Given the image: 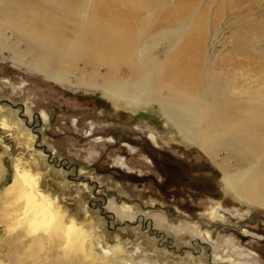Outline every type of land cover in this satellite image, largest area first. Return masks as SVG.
I'll return each mask as SVG.
<instances>
[{
    "label": "rangeland",
    "instance_id": "rangeland-1",
    "mask_svg": "<svg viewBox=\"0 0 264 264\" xmlns=\"http://www.w3.org/2000/svg\"><path fill=\"white\" fill-rule=\"evenodd\" d=\"M142 1L148 6L128 11L119 5L85 9L80 0H7L50 30L35 28L37 34L30 35L26 27L0 23V212L20 208L29 188L14 179L32 178L64 221L82 229L69 231L68 239L60 234L61 244L74 246L56 249V261L76 251L87 256L86 264H264V207L226 191L217 165L182 138L196 132L209 144V135L216 134L204 131L208 122H237L239 112L256 101L243 90L245 83L253 85L251 75L237 82L221 75L196 117L190 108L206 79L203 67L194 74L187 58L196 30L210 35L207 30L219 28L211 67L264 72V0ZM83 11L99 40L93 48L84 42L70 47L64 35ZM193 20L169 48L176 25ZM114 24L123 38L131 34L128 58L137 65L130 89L146 80L149 100L162 102L173 123L154 106L137 116L103 95L126 78L130 66L111 44ZM210 103L227 110H206ZM179 122L189 128L182 137L175 128ZM216 153L222 169L248 168L264 188V169L257 170L254 159L220 147ZM2 226L0 261L10 251L20 258L25 247L30 250Z\"/></svg>",
    "mask_w": 264,
    "mask_h": 264
},
{
    "label": "bare ground",
    "instance_id": "bare-ground-1",
    "mask_svg": "<svg viewBox=\"0 0 264 264\" xmlns=\"http://www.w3.org/2000/svg\"><path fill=\"white\" fill-rule=\"evenodd\" d=\"M80 3L84 5L85 9H88L92 6L101 8L109 7L110 5H119L122 7H127L128 11H132L134 8L140 7L144 9L148 6L147 2L142 0H80ZM84 13L86 14V11H83L75 16V26H69V33L64 34L67 37L66 39L69 43L68 46L70 47H73L75 42H84L91 48L99 44V40L96 38V35L93 36L91 34L90 28H87V25L84 21ZM107 13H109V11H107ZM60 15L64 16V19L69 18V13L61 12ZM109 17L112 19L111 15ZM32 20L33 15L31 12L26 11V9H19L16 5L9 6L7 5V0H0V23H5L10 27H26L23 29H25L30 35L37 34L35 28H44L46 30H50L48 26H43L41 23H32ZM194 20L190 24V21H187L186 23L176 25L175 30L171 33L168 41L169 48L174 47L180 42L181 34L184 33L188 28H191L189 25H193ZM207 31L210 33V35L202 29L195 31L194 38L191 43L192 58H187V62L192 63V66L195 67L193 72L194 74L198 72L197 67H203L204 77L206 79V88L203 90L200 98L197 100L196 105L192 106L190 109H193L197 117L196 112L201 111L203 106V104L200 105V103L206 104V99L212 93V89L216 86V80L220 79L222 76H225L230 82H237V80H244L247 76L251 75L252 79L250 80H252L251 83H253V85H250V83H245L243 90L251 99L256 101L252 102L251 107L239 112L238 117L240 120L237 122L229 124L218 121L208 122L207 128L204 131L209 132V134H216L214 137L209 135V144L205 143L196 132L193 134L190 133L191 135L187 136L184 134L183 136V131L185 129L193 127V120L191 121L189 128L184 127L181 122L176 124V132L180 137L183 136L182 138L184 140L193 142L195 145H197L202 151L205 152V154L208 156V159L213 164L217 165V168L221 172L220 182L223 184V187L226 191L231 192L233 196L238 198V200H246L248 202L253 201L256 204L264 207V188H262V185L259 183V175L251 176L250 169L248 168L228 172L225 169H222L220 164L217 163L215 159H213V157L217 155L216 148L220 147L234 154L237 152L243 153V158L247 160L254 159L253 166L256 167L257 170L262 171V169H264V72L254 74L247 71L235 72L233 69L217 71L215 67H211V61L218 58V56L213 57L215 53L214 45L219 42V39H221L220 37L222 36V32L219 28H210ZM54 33L56 32L51 31L48 34ZM108 36L111 40V44L113 43L117 48V54L122 55V61H126L127 64L129 60L130 66L128 67L129 70L127 69L126 78L122 82H116L112 86L103 89V95L111 100L113 106L120 108L125 113L129 112L136 114L137 116L141 114L139 113L140 110L152 108L154 106L155 111H158L163 119L173 123L172 118L163 108L162 102H160L158 105H155L153 101L149 100L146 80L140 81L134 89H130V85L135 75L134 71L136 70L137 65L136 58H128L131 56V53H128V44L130 42L131 34H128L123 38L119 32L117 24H114L112 29H109ZM213 38H216V42L213 41ZM134 54H136V50L134 51ZM188 56L191 55L188 54ZM114 63H116V61H113L111 65ZM113 66L116 69L118 65L116 63ZM180 76H182V74H180ZM44 77L46 78V76ZM221 94H226V91L221 90ZM212 105L214 104L210 103L207 105L206 110H227L225 105L222 107ZM186 110L187 109L184 108L181 111ZM195 115H192L191 119H193ZM2 126L7 127L8 124L2 122ZM48 155L50 156V153H48ZM14 180V183L27 184L29 188L22 194L20 208H16L9 203L13 208L9 210L4 209L3 212H0V225H3L9 229V233L14 235L19 245H21L24 240L25 242L27 241L29 243L28 246L30 250H27L25 247L22 252L23 255L20 258L15 255L16 252L14 253L10 251L11 254L6 257V261L1 260L0 264H86L87 260L85 261L84 259H86L85 257L87 256H84L82 253H76L74 250L73 255H66V260L56 261V256H58L60 254L59 251H61L59 249L57 252L56 249L64 245V242L61 244L63 235L60 234L66 233L67 236L65 235V237L68 239L67 237L69 231H71L70 234H72V230L82 231V229L79 230V228H77L79 226L75 225L74 220H70L68 222L64 221V216L62 217L59 210L54 207L55 204H52L47 197H43L38 194L36 183L32 178L21 179L16 177ZM10 190L11 188L6 191V193H9ZM10 205L9 207H11ZM126 212L127 211H122L119 213L116 212L114 214L126 215ZM71 244L68 243L64 246L68 247V245ZM49 246L51 248L54 247V249H52V251L48 250L50 249ZM47 253L49 256H44V254ZM67 256L71 257L68 258ZM45 257L49 259L46 260ZM113 260L117 261L112 257L111 261Z\"/></svg>",
    "mask_w": 264,
    "mask_h": 264
}]
</instances>
